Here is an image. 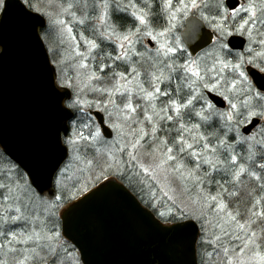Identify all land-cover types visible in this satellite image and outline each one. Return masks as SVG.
Instances as JSON below:
<instances>
[{"label":"snow or ice","instance_id":"snow-or-ice-1","mask_svg":"<svg viewBox=\"0 0 264 264\" xmlns=\"http://www.w3.org/2000/svg\"><path fill=\"white\" fill-rule=\"evenodd\" d=\"M81 6L87 9V0H70L66 6L59 5L60 11L53 16L42 13L33 0H22V4L21 0H0V35L6 32L10 11L15 9L22 28L39 43L35 29L43 22L30 12L47 15L58 28L59 43H67L71 49L67 58L76 61V76L71 78L62 67L66 60L57 59L56 49L50 47L55 73L48 67L46 57L45 62L63 119L50 137L35 140L30 163L18 162L20 167L0 169V264H48L57 248L67 249L66 233L61 232L58 217L64 204L110 174L122 175L121 166L133 163L160 186L171 202L166 211H158V216L167 226L161 230L173 238L177 250L197 224L205 233L202 243L221 239L218 235L215 241L207 239L211 215L222 233L241 241L238 248H223L226 264H264L258 243L264 239V195L253 198L247 219L241 223L244 214L240 208L229 210L224 199L226 194L238 201V190L229 191L213 176L222 171L232 177L226 183L241 184V177L247 174L264 191V152L260 161L256 160V146L264 149V0L259 5L254 0H215L211 16L204 14L202 9L207 4L203 0H98L92 4L94 15L77 17L73 9ZM197 12L210 34H201V27L192 22L185 43L175 34L177 22ZM65 15L79 25L94 20V38L81 32L78 39L71 24L61 18ZM47 38L45 33L43 39ZM79 41H83L86 51L80 50ZM198 49L202 54L194 55ZM5 56L6 48L0 44V59ZM143 63L153 69L147 71L146 80L141 79L138 67ZM225 101L228 107L221 111L217 105L223 107ZM138 109L143 122L151 125V137L159 148L140 152L144 148L141 141L149 135L143 126L139 127L137 138L125 141L124 129L130 122L143 124ZM192 116L198 122H191ZM213 117L221 122L220 128L211 135L202 132L201 128ZM173 131L175 135L169 140ZM158 132H164L165 138L160 139ZM113 133L115 141H107L106 137ZM230 141L247 145V163L238 161ZM101 144L103 149L98 147ZM3 149L0 159L5 154L12 155L5 145ZM69 152L73 160L83 164L77 168L81 176L76 179L68 175L69 165L63 163ZM117 152L121 154L119 158ZM144 156L150 157L152 163L146 165ZM189 161L193 167H189ZM203 165L208 170L201 176ZM255 168L260 169V174ZM173 178L180 182L179 194L175 189L165 190ZM188 179L196 187L205 182L216 183L220 191L186 201L183 193L189 191L185 183ZM68 181H72L75 192L69 189ZM42 184H54L51 199L43 195ZM99 194L93 193L89 199ZM257 206H262V210L256 211ZM79 207L65 213V217ZM257 221L261 235L252 227ZM229 228L233 229L231 233Z\"/></svg>","mask_w":264,"mask_h":264},{"label":"water","instance_id":"water-1","mask_svg":"<svg viewBox=\"0 0 264 264\" xmlns=\"http://www.w3.org/2000/svg\"><path fill=\"white\" fill-rule=\"evenodd\" d=\"M30 15L43 22L35 29L39 43L22 28L15 9L10 11L6 32L0 35V44L6 48V56L0 59V144L12 153L5 156L18 167V162H31L35 140L50 137L53 128L63 119L57 110L59 98L51 90V73L45 57L53 73L56 70L40 36L46 21L35 12ZM192 22L201 27V34H210L201 20L190 16L180 34L185 43ZM200 51L198 49L194 55ZM225 107V102L223 107L217 105L218 109ZM3 145H0L2 152ZM21 170L24 169L21 167ZM41 190L45 197L52 198L53 184H42ZM93 193L100 194L89 199ZM77 205L81 207L66 218L64 214ZM59 217L61 232L66 233L64 239L77 250L82 264H198V225L177 250L173 238L161 230L167 226L113 178L104 180L71 202L60 211Z\"/></svg>","mask_w":264,"mask_h":264},{"label":"rangeland","instance_id":"rangeland-1","mask_svg":"<svg viewBox=\"0 0 264 264\" xmlns=\"http://www.w3.org/2000/svg\"><path fill=\"white\" fill-rule=\"evenodd\" d=\"M69 2H70V0H33V3H35L37 5V7L40 8V11L42 13H51L53 16H55L60 11L59 5L63 4L66 6ZM73 2H74V0H73ZM95 2H98V0H87V3L89 5V7L87 9H84L81 6L78 8H74L73 11L76 12L77 17H81L85 14L92 16V15H94V12L92 9V4ZM254 2L257 5H259L262 2V0H254ZM81 3H82V0H81ZM203 3L207 4V7H204L202 9L204 14L209 15V16L214 14L215 9H214L213 5L215 3V0H203ZM245 3H247V0H245ZM49 4H51V6H49ZM210 9H212V12H210ZM35 13H37V12H35ZM41 16L46 21V28L44 30V33L41 35V38H42V41L44 42V45L46 47V50L48 52V55H49L50 60L52 62V65L54 66V68L56 70V65L53 62V54L50 52V47L56 49V58L57 59H65L66 60V63L63 64L62 67L67 72L69 77L74 78L76 76V71L74 68V64L76 61L73 59L67 58L68 53L71 52V49L68 47L67 43H64V44L59 43L58 35H57L58 34V28L55 25L51 24L50 20L48 19V16L47 15H41ZM190 16H193V17H196L199 19V13L198 12L195 13V15H190ZM61 18L67 20L71 24V26L73 27V34L76 35L78 39H79V34L81 32H83L84 35L90 39L94 38L93 32H92V27L95 24L94 20L90 19V20L86 21V23L84 25H79V24L71 23L72 18L70 16L65 15V16H61ZM185 20L186 19L180 18L177 22V29H176L175 34L178 37H180V33L184 29ZM45 33H47V35H48L47 39H43ZM79 42L81 44L80 50L86 51V47L84 46L83 41H79ZM109 47H111V45H109ZM138 47H139V45H138ZM254 47H258V46L254 45ZM140 50L142 51L143 49L141 48ZM137 59H138L137 57H133V60H137ZM138 67L142 73L141 79H145V80L148 78L146 75L147 71L153 70L149 67L148 63H143L142 65H138ZM145 86L147 87V85H145ZM88 98L89 99L92 98L91 94H89ZM140 103H143V102H140ZM226 105H227V102H226ZM227 107H228V105H227ZM198 109H199V105H197V110ZM137 115L139 117V120L143 122V114H142V111L140 109H138ZM212 120H213V123L214 122L215 123H217V122L221 123L215 117H213ZM140 126L145 127V131L149 133V135L146 136L143 141H141V144L144 145V148H141L140 152L143 153V152L150 150V149L159 148L158 142H155L153 140V138L151 137V125L147 124V122H143L142 125L130 122L129 127L124 129V131L126 133V136L124 138L125 141L130 142L134 138H137V134H138V130H139ZM207 128H208L207 134L211 135V133H213V131H215L216 129H219V126L210 125ZM203 130L201 128L202 132L206 131V130L205 131H203ZM160 133L161 132H158L157 136L160 139H164L165 133H163L161 136H159L158 134H160ZM115 139H116V134L113 133L111 139H109L107 141L111 142V141H115ZM213 142H214V140H213ZM230 142L234 144L235 153L238 156V161L247 163V161L245 159L247 157V145H243V144L237 145L234 143V141H230ZM98 147L103 149L104 145L101 144V145H98ZM117 147H118V145H117ZM128 150H131V149L129 148ZM160 151H162V149H160L159 151L156 152L157 157L160 156ZM261 152H264V149H261L260 146L257 145L256 146V153H257L256 160H257V162H259V160H260L259 158H261ZM116 155L119 158L121 154L119 152H117ZM124 159L127 160L126 154L124 155ZM143 162L147 165L149 163H152V160L150 157L144 156ZM66 163H67V165H69V171H68L69 176H72L73 179H76L77 177L81 176V174L79 172L77 174H74V171H75V169L78 168L79 165H81V167H83V164L82 163L78 164L77 161L73 160L71 152H69V158H68ZM10 165H13V164H11L6 157H3L2 159H0V169L7 168ZM193 166H194L193 163L189 161V167H193ZM206 166L207 165L202 166L200 173H199L201 176L203 175L204 171L208 170V168L206 169ZM248 166L251 167L250 164ZM121 172L125 173L124 177L126 179H132V180L136 181L137 192L139 194H143L146 197L145 200L148 201V199H150L151 206L153 207L154 204L156 205L155 207H153L154 209H157L158 211H160V209H162L161 206L163 204H164V206H167V207L171 206V202L168 201L167 197H165L163 195V192L160 190V186H158L154 181H152L150 177L145 176L144 173L141 171V169L135 165V163H133L131 165H122L121 166ZM214 174L222 175L219 177V178H222V180H220V181H221V183L225 184V186L229 189V191H232V190H238V192L240 190L243 191V193L241 194V198L238 200L240 202L239 205L236 203V201H237L236 199H229L226 194L224 196V199H225V202L229 204V210L236 208V206H238L239 208H240V205L244 206L242 209L240 208L241 213L244 214L240 218V222L244 223L245 220L247 219V215H246L247 209L251 208V205L254 202L253 198L259 199L260 196L264 195V191H261L259 189L257 181L251 179L248 176H247L248 177L247 179H242V177L244 176L243 175L241 177L242 183L237 184V183H226L228 181H231L232 177L230 175L226 176L222 171L213 173V175ZM257 174H260V172H258ZM85 176H87V174ZM161 180L163 181L162 176H161ZM82 182L83 181H81V183ZM243 182H245V183H243ZM185 183L187 184V186L189 188V191L183 193V199H185L186 201L189 199H195L198 196L216 195L217 192L220 191L219 187L215 183H213L215 186H213L212 188H210L209 186L204 187V185H201L200 187H196L194 182L191 179L186 180ZM68 187H69V189H71L72 192H75L74 188L72 187V181H68ZM180 188H181L180 182L173 178L171 180V182L169 183L168 188H166L165 190L175 189L177 191V194H179ZM251 188L255 189V191H253V189L251 190ZM250 191L252 192L251 196L248 195V193ZM153 194H155V195H153ZM169 194H173V193L170 191ZM231 202L232 203L235 202V204L231 205ZM162 210L166 211L165 209H162ZM261 210H262V206H257L256 211H261ZM209 219L212 220V224L208 225V227H207V239L209 241H215V238L217 235L220 236L221 239L215 243H202L201 237L204 236L205 233L203 230L200 229V226L198 225L199 230H200V237H199V242H198V252H199L200 263L201 264H226L227 258L224 256L223 248L227 247L230 250L233 248H238V246L241 244V241L235 240L232 235H225L224 233H222L218 224H217V220L214 219L211 215L209 216ZM214 224L217 226L213 227ZM259 226H260V222L257 221V224L253 225L252 227H253V230L257 231L258 235H261L260 231H259ZM50 227H51V225H50ZM232 231H233V229L229 228V232L231 233ZM258 243L261 245L260 251L262 253H264V239L259 240ZM17 247L20 248L23 246L17 245ZM45 252H46V250H45ZM208 254H210V255H208ZM230 255H231V251H230ZM76 260L79 261V258H78L76 251L74 249H72L71 246L67 245L66 250L64 248H57L56 254L54 256H51V255L49 256L48 264H75ZM79 264H80V262H79Z\"/></svg>","mask_w":264,"mask_h":264},{"label":"trees","instance_id":"trees-1","mask_svg":"<svg viewBox=\"0 0 264 264\" xmlns=\"http://www.w3.org/2000/svg\"><path fill=\"white\" fill-rule=\"evenodd\" d=\"M210 12H212V9H210ZM44 33V30L41 32V35ZM190 120H191V122H198V118H196L195 116H192L191 118H190ZM212 123V124H211ZM217 124V125H216ZM210 125H215V126H219V128H220V123H213V120L209 123V124H207V125H204L203 127H202V130L203 131H205V133H207V130H208V126H210ZM209 132V131H208ZM164 132H161L160 134H158L159 136H161L162 134H163ZM175 135V132L173 131L172 133H171V135L168 137V139L170 140L171 139V136H174ZM1 152V151H0ZM91 153H92V150L91 149H89L88 150V158L90 159L91 158ZM5 157V156H4ZM259 159H261V158H259ZM9 161V160H8ZM260 161V160H259ZM10 162V161H9ZM11 164H13L12 162H10ZM65 164H67V163H65ZM14 165V164H13ZM80 167H81V165H79ZM78 166V167H79ZM252 167V166H251ZM208 167L206 166V169H207ZM255 171H257V173L258 172H260V169H258V168H255L254 169ZM78 173V171H77V169H75V171H74V174H77ZM87 174V172H85L83 175L85 176ZM124 172H123V174L121 175V174H116V173H112V174H110L109 176H108V178H115L116 180H118L119 182H121L123 185H125V187L133 194V195H135V197H137V199L142 203V205L143 206H145V207H147L149 210H151L152 211V213L161 221V219H160V217L158 216V210L157 209H154L152 206H151V201H150V199H148V201L147 200H145V196L143 195V194H139L138 192H137V190H136V181H134V180H132V179H126L125 177H124ZM214 177H215V180H217V181H219L220 183H221V181L220 180H222V178H219L220 176H222V175H220V174H214L213 175ZM86 177V176H85ZM248 177H247V174H245L243 177H242V179H247ZM104 179H101V180H99L98 182H96L94 185H90L89 186V188H88V190L87 191H84V192H81L78 196H77V198L76 199H78L79 197H81L83 194H85L86 192H88L90 189H92L93 187H95L98 183H100L101 181H103ZM243 183H245V182H243ZM216 184V183H215ZM204 187H207V186H209L210 188H212L213 186H215L213 183H207V182H205L204 184ZM218 186V185H217ZM77 187H79V185H77ZM253 188H251V190H252ZM74 190L76 191V188H74ZM251 192V191H250ZM243 193V191L242 190H240L239 191V199L241 198V194ZM76 199H74V200H76ZM74 200H71V201H68V202H66L65 204H64V206L62 207V208H64L65 206H67L69 203H71L72 201H74ZM244 200V199H243ZM236 203L239 205L240 204V202L239 201H236ZM232 204H235V202H231V205ZM237 207V206H236ZM244 206H242V205H240V208L242 209ZM61 208V209H62ZM161 208L162 209H165V210H167L166 208H168L167 206H164V204L161 206ZM60 209V210H61ZM162 209H160V211H163ZM60 210H59V212H60ZM59 212H58V217H59ZM59 222H60V220H59ZM162 222V221H161ZM65 241V240H64ZM66 242V241H65ZM66 244L67 245H69V246H71L69 243H67L66 242ZM71 248H72V246H71ZM73 249V248H72ZM197 257H198V264H201L200 263V258H199V252H198V245H197Z\"/></svg>","mask_w":264,"mask_h":264},{"label":"flooded vegetation","instance_id":"flooded-vegetation-1","mask_svg":"<svg viewBox=\"0 0 264 264\" xmlns=\"http://www.w3.org/2000/svg\"><path fill=\"white\" fill-rule=\"evenodd\" d=\"M242 2L245 3V0H242ZM204 25H205V27H206L207 29H209L208 26H207L205 23H204ZM209 30H210V29H209ZM246 44H247V42H246Z\"/></svg>","mask_w":264,"mask_h":264}]
</instances>
